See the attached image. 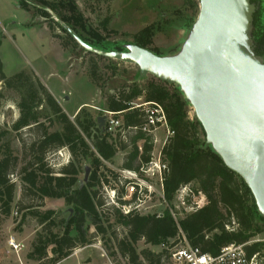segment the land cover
<instances>
[{
  "label": "trees",
  "instance_id": "16d2710c",
  "mask_svg": "<svg viewBox=\"0 0 264 264\" xmlns=\"http://www.w3.org/2000/svg\"><path fill=\"white\" fill-rule=\"evenodd\" d=\"M38 1L50 8L90 47L105 52H128L125 45L107 41L108 36L90 26L75 0ZM250 2L257 6L252 21L251 49L254 56L264 63L261 0ZM185 6L193 12L191 19L186 16L185 10L180 9L175 12L177 19L167 21L175 23L180 19L185 22L183 27L190 29L198 18L200 1L188 0ZM108 24L109 19H106L103 31H108ZM48 27L54 37L61 40L64 49L69 46L80 47L64 28L65 40L55 34L53 24ZM163 31L164 25L153 23L136 33L132 44L158 56H168L158 48H152L154 37ZM87 54L93 57L90 75L94 82L99 83L97 60L107 59L90 52ZM116 72L117 68L114 67L113 73ZM0 82L5 90L14 91L20 97L16 105L19 118L11 130L0 129V227L11 216L14 208L17 209L16 215L19 212L22 214L16 226L18 231L22 230L28 218L37 222L42 231L36 233L31 244L27 254L29 260L37 264H57L67 259L75 249L91 243L89 224L103 237L112 231L111 236L116 241L120 255L129 264H169L170 249L183 240L192 247L200 248L203 253L217 255L224 247L244 245L264 234V217L259 213L251 190L238 174L225 165L211 146L205 148L206 133L197 117L190 119L191 105L175 85L153 78L145 86L136 82L131 86H123L107 98V110L119 113L117 118L123 122L126 130L124 136L130 135L132 150L124 159L123 170L139 172L142 166L151 161L154 138L139 130L146 123L147 114L145 108H136L134 104L141 99L144 103H157L163 107L168 126L173 132L162 149L161 157L168 169L163 180L166 203L172 205L177 192L192 183L207 199L205 206L178 221L169 208L163 214L141 215L136 210L125 214L122 207L130 205V202L122 200L124 188L117 193L119 206L109 207L101 200L100 189L111 187L108 174L115 184L125 188L132 185L131 181L123 179L104 164L113 160L120 151L128 149L129 144L123 142L121 132L106 134L99 128L98 119L85 108L72 121L41 80L24 71L8 78L1 61ZM4 98L3 90L0 92V112ZM55 126L60 129L53 130ZM24 131L30 132L33 139L26 143L20 137L23 154L20 159L8 136L11 132L20 134ZM140 141L142 152L138 146ZM63 148L69 150L72 161L55 172L47 162V156ZM91 157V175L88 182L84 183L79 178L82 161ZM16 175L21 182V198L18 202V186L14 180ZM47 199L63 200L69 208V217L63 219L55 210L43 209ZM115 225L125 230L122 238L116 234ZM61 227L62 234L55 232ZM140 241L151 246H163L164 249L159 253L150 249L138 252L137 244ZM246 249L249 254L262 252L264 244L254 243ZM111 255L116 254L112 252Z\"/></svg>",
  "mask_w": 264,
  "mask_h": 264
},
{
  "label": "rangeland",
  "instance_id": "374dc122",
  "mask_svg": "<svg viewBox=\"0 0 264 264\" xmlns=\"http://www.w3.org/2000/svg\"><path fill=\"white\" fill-rule=\"evenodd\" d=\"M46 1L55 2L57 0ZM75 1L90 26L100 30L104 36H108L107 41L125 45L127 49L133 45V36L136 33L153 23H161L164 25V31L156 34L153 39L152 48H158L164 54L167 53L168 56L176 55L183 50L197 21H195L190 29L183 27L185 22L180 21V19L175 23L167 21V19H177L178 16L176 17L175 12L180 9L185 10L186 16L191 19L193 12L191 9H188V6H185L188 0ZM261 7L263 10L262 23H264V0H261ZM253 9L255 12L257 6L253 5L251 11ZM106 19H109L107 32L102 30ZM55 23H58V25ZM49 24L55 26V34H59L63 40L66 39V34L62 29L66 30V25L57 18L50 8L38 0H0V61L3 64L4 74L8 78L24 71L34 78L41 80L48 91L57 98L64 112L72 121H75L76 115L82 108L90 112L94 118L98 119L104 116L105 111H108L107 98L113 95L119 88L131 86L135 82L141 86H145L147 81L155 78L152 75H148L146 78L141 79V72L138 66L106 58L107 60H97L100 81L99 83L94 82L90 75L93 57L87 54V51L81 46L79 48L69 46L67 49H64L61 45V40L55 38L49 29ZM252 31L253 28L250 25L244 33L246 52L250 58H254L251 53L252 46H250L252 45ZM114 67L117 68L115 74L113 73ZM3 90L5 98L0 112V129L11 130L13 123L20 115L16 106L20 97L14 91L5 90L3 84L0 82V92ZM137 104L145 103L143 100H139ZM81 105L83 106L80 108ZM189 117L192 120L196 117L192 106L189 108ZM55 129L60 128L55 126L53 130ZM20 137L26 143H29L32 141L33 136L28 131L20 134L11 132L10 136H8L11 145L19 155V158L22 159V141H20ZM165 138V130L159 129L157 132L158 141L155 146L156 151L161 149ZM122 140L129 144L128 149L120 151L113 160L104 164L114 173L124 177L122 174L123 162L125 157L131 152L132 146L130 144V135L128 137L122 136ZM141 143L142 141L138 144ZM92 159L93 157L82 161L83 168L79 176L81 182L85 178V167H90ZM70 161H72V156L66 148L51 152L47 156V162L55 172H58L63 166L69 164ZM21 166L22 164L19 165V168ZM101 170L103 172L106 171L104 169ZM108 176L111 187L100 189V193L102 192L100 194L101 200H103L104 204L109 207L119 206L117 193L122 192L123 188L122 196L124 197L122 200L130 202L132 198L130 195L132 192L131 185L125 188L123 185L115 184L113 178L109 174ZM142 176L143 174L139 175V177ZM145 179L154 185L156 193L151 200L146 196L141 198L142 202L138 212L141 215L163 214L168 206L160 197L159 178L156 176L154 179ZM14 180L18 186L16 192V201L18 202L21 198V182L17 175ZM192 184L196 189L197 185L195 183ZM44 204L45 207L43 209L55 210L63 219L69 217V208L66 207L63 200L47 199ZM172 205L179 219L184 218L188 214L183 213L181 209L177 208L175 200ZM16 210L14 208L11 216L0 227V261L5 260L8 264L24 263L25 257L23 254L29 248L31 249L30 245L35 240L36 233L42 231L41 227L32 218H28L22 230L18 231L16 226L20 223L22 214L19 212L16 215ZM111 220L114 221V218L111 217ZM89 228V234L92 239L91 243L86 245V247L75 249L86 248L90 252L91 255L85 261L86 263L93 258H99L102 253L101 250H104L106 257L103 260L106 264H129V261L120 255L116 247V241L111 236L112 231L103 237L102 235H98L90 224ZM114 229H116V234L119 238L125 235V230L122 227L115 225ZM55 232L62 234L63 228H57ZM11 237H15V240L23 246V251L19 255L9 245ZM256 239L261 240V243L264 244V234L258 235ZM185 242L183 240L178 244H184ZM144 249H150L153 252L159 253L164 247L151 246L147 245L145 241H140L137 244V250L141 252ZM75 250L71 255L75 253ZM112 252H115L116 255H111ZM12 253H15V259L11 257Z\"/></svg>",
  "mask_w": 264,
  "mask_h": 264
},
{
  "label": "water",
  "instance_id": "95a60500",
  "mask_svg": "<svg viewBox=\"0 0 264 264\" xmlns=\"http://www.w3.org/2000/svg\"><path fill=\"white\" fill-rule=\"evenodd\" d=\"M251 7L250 0H200L193 31L173 56H158L135 45L125 53L105 52L66 30L87 52L134 64L141 79L152 75L180 88L206 133L205 148L211 146L245 181L264 217V63L246 52ZM106 119L98 118L99 128L104 130ZM90 175L86 166L84 183Z\"/></svg>",
  "mask_w": 264,
  "mask_h": 264
},
{
  "label": "built area",
  "instance_id": "2783aa9c",
  "mask_svg": "<svg viewBox=\"0 0 264 264\" xmlns=\"http://www.w3.org/2000/svg\"><path fill=\"white\" fill-rule=\"evenodd\" d=\"M136 108H145L147 114L146 123L139 129L141 132L147 135H152L154 138V148L151 154V161L142 166L139 172L123 170V179L132 182L131 188V201L130 205L123 206L122 211L128 214L131 210L138 211L141 206V198L147 197L150 200L156 193V189L153 184L149 183L147 179H154L156 176L159 178L160 184V197L165 200L164 190H163V180L164 174L166 173L167 164L162 162V149L169 137L173 135L170 127L168 126L166 114L163 107L157 103H145V104H134ZM119 113H113L105 111V116L107 117L104 132L106 134L114 135L120 133L124 136L126 130L124 129L123 122L118 119ZM159 129L165 130V141L161 145V149L156 151L157 144V132ZM138 129H132V131H137ZM139 151L142 152V143L138 144ZM139 177V175H142ZM145 176V178H144ZM175 202L178 209H181L184 213H192L203 206L206 205L207 199L205 195L193 187V184L181 188L176 196ZM167 204V203H166ZM167 208L170 209L172 216L176 221L179 220L176 212L173 209V205L167 204ZM261 240L253 239L244 245H231L224 247L220 250L217 255L203 253L200 248L192 247L187 242L184 244H177L172 249H170V263L169 264H264V251L257 252L254 254H249L246 247L254 243H260ZM10 247L19 253L23 246L17 243L14 239L9 240ZM102 251V257H106L104 250Z\"/></svg>",
  "mask_w": 264,
  "mask_h": 264
},
{
  "label": "crops",
  "instance_id": "0c3cea01",
  "mask_svg": "<svg viewBox=\"0 0 264 264\" xmlns=\"http://www.w3.org/2000/svg\"><path fill=\"white\" fill-rule=\"evenodd\" d=\"M53 95V94H52ZM54 96V95H53ZM55 97V96H54ZM56 98V97H55ZM57 100V98H56ZM141 100V99H140ZM58 101V100H57ZM59 103V102H58ZM85 105V104H83ZM81 105L80 108L83 106ZM10 239H14L15 240V237H11ZM16 241V240H15ZM17 242V241H16ZM19 243V242H17ZM31 246V245H30ZM23 251V248L22 250ZM21 251L18 253V255L21 253ZM30 251V248L27 252H25L23 255L25 257V262L22 263V264H37L35 263L34 261H31L27 258V254L28 252ZM14 252V251H13ZM22 255V256H23ZM90 252L87 251L86 248H82V249H79V250H76L75 253L73 255H71L70 257H68L67 259L57 263V264H106V262L103 260L104 257H102V254L98 257H96L95 259H91V260H88V262L86 263L85 261L88 259V257H90ZM11 257L13 259H15V253H12L11 254ZM98 258V260H96ZM21 259V258H20ZM22 262V261H21ZM0 264H8L7 261H0Z\"/></svg>",
  "mask_w": 264,
  "mask_h": 264
}]
</instances>
